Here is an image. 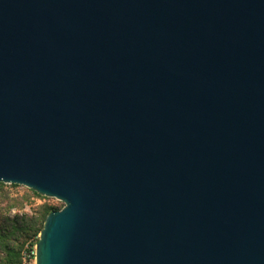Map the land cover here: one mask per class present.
Segmentation results:
<instances>
[{"label": "water", "instance_id": "water-1", "mask_svg": "<svg viewBox=\"0 0 264 264\" xmlns=\"http://www.w3.org/2000/svg\"><path fill=\"white\" fill-rule=\"evenodd\" d=\"M0 182L36 264H264V0H0Z\"/></svg>", "mask_w": 264, "mask_h": 264}, {"label": "trees", "instance_id": "trees-1", "mask_svg": "<svg viewBox=\"0 0 264 264\" xmlns=\"http://www.w3.org/2000/svg\"><path fill=\"white\" fill-rule=\"evenodd\" d=\"M3 185L5 184L0 182V264H20V250L23 247L24 238L31 231V226L17 213L10 214L13 207L21 208L24 202L23 194L11 191L10 188H3ZM9 185L17 186L14 183ZM53 209L58 208L46 209L45 214ZM41 227L34 232H39ZM37 239L38 237L33 238L35 242Z\"/></svg>", "mask_w": 264, "mask_h": 264}, {"label": "rangeland", "instance_id": "rangeland-1", "mask_svg": "<svg viewBox=\"0 0 264 264\" xmlns=\"http://www.w3.org/2000/svg\"><path fill=\"white\" fill-rule=\"evenodd\" d=\"M4 184L3 188H10L11 191H17L19 194H23L24 202L21 208L13 207L10 214L17 213L19 217H23L26 223L31 226V231L24 238V243L33 240L34 237H38L39 232H34V230L42 226L44 218L47 215L45 214L46 209L55 207L59 209L63 203L54 197L44 196L37 192L34 193V190L23 185L17 184V186H10V183Z\"/></svg>", "mask_w": 264, "mask_h": 264}, {"label": "built area", "instance_id": "built-area-1", "mask_svg": "<svg viewBox=\"0 0 264 264\" xmlns=\"http://www.w3.org/2000/svg\"><path fill=\"white\" fill-rule=\"evenodd\" d=\"M35 254L36 242L34 240L25 242L20 250V264H36Z\"/></svg>", "mask_w": 264, "mask_h": 264}]
</instances>
